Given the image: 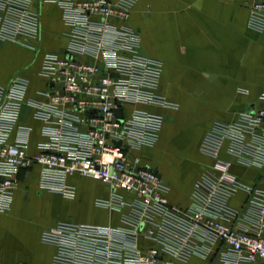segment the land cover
<instances>
[{
	"label": "built area",
	"instance_id": "obj_1",
	"mask_svg": "<svg viewBox=\"0 0 264 264\" xmlns=\"http://www.w3.org/2000/svg\"><path fill=\"white\" fill-rule=\"evenodd\" d=\"M244 1L250 26L262 30L264 1ZM135 2L0 0V45L38 48L36 4L59 5L69 27L64 52L44 55L41 99H27L22 74L0 84V211L10 208L19 172L37 165L40 187L69 198L76 194L69 176L101 181L109 196L97 205L120 215L115 225L60 221L45 230L43 241L56 248L51 264H264V185H243L218 158L182 209L170 203L159 170L135 153L156 142L163 124L142 106L167 104L156 91L161 62L141 51L139 33L125 24ZM27 104L43 122L33 152V127L21 122ZM205 140L217 152L227 140L241 163L264 169V105L217 124ZM242 188L245 199L231 204Z\"/></svg>",
	"mask_w": 264,
	"mask_h": 264
},
{
	"label": "crops",
	"instance_id": "obj_2",
	"mask_svg": "<svg viewBox=\"0 0 264 264\" xmlns=\"http://www.w3.org/2000/svg\"><path fill=\"white\" fill-rule=\"evenodd\" d=\"M34 6L42 23L38 48L1 44L24 55L15 71L0 77V84H7L16 74L26 76L30 81L27 99L42 98L47 89L41 73L44 55L49 51L62 54L69 30L59 5ZM250 13V3L244 0H136L125 23L139 33L141 51L161 62L156 91L167 103L142 106L160 115L163 124L156 142L135 153L159 170L169 201L182 209L189 206L202 176L215 172L216 160L203 152L208 132L264 103V28L250 26ZM21 122L33 127V152L43 122L33 117L29 104L24 106ZM217 156L230 162V170L243 185H264V169L241 163L229 151V141H223ZM67 182L76 190L72 198L42 189L37 165L19 172L11 209L0 211V264H51L56 248L43 241L45 230L60 221L102 224L98 215L70 212L68 206L117 213L97 205L98 198L109 196V188L101 181L71 175ZM246 196L242 188L230 202L240 205Z\"/></svg>",
	"mask_w": 264,
	"mask_h": 264
},
{
	"label": "rangeland",
	"instance_id": "obj_3",
	"mask_svg": "<svg viewBox=\"0 0 264 264\" xmlns=\"http://www.w3.org/2000/svg\"><path fill=\"white\" fill-rule=\"evenodd\" d=\"M48 40L49 39L46 38V41ZM22 55L24 54L20 50H16L15 52H10L3 45L0 46V77L1 78H4L13 71H15L16 66H18V62L22 60ZM5 63H8V66L2 70L1 68ZM1 64L3 65L1 66ZM204 145H205L203 146L204 154L206 156L213 157L214 161L217 160L218 159L217 151L207 146L206 144ZM231 200L233 201V198ZM238 200L239 198H237V200L235 199L234 201L237 203ZM174 205L180 207L178 204L177 205L174 204ZM10 209L11 208H9L8 210ZM68 209L70 212H75L77 214L79 212L87 211L90 213L92 217L98 215L99 221H101L102 224H116L119 222V215L117 213H111L103 210L94 209L90 206L88 208H84V206H80V205L75 207L68 206ZM189 264H202V263L200 261L191 260Z\"/></svg>",
	"mask_w": 264,
	"mask_h": 264
},
{
	"label": "water",
	"instance_id": "obj_4",
	"mask_svg": "<svg viewBox=\"0 0 264 264\" xmlns=\"http://www.w3.org/2000/svg\"><path fill=\"white\" fill-rule=\"evenodd\" d=\"M50 86H51V87H53V86H54V83H53V82H51V83H50ZM262 105H264V103H263ZM262 105H261V106H262ZM117 114H118V115H120V114H121V110H117ZM117 144H119V145H120V144H121V142L119 141V142H117ZM155 170L157 171L158 169H157V168H155Z\"/></svg>",
	"mask_w": 264,
	"mask_h": 264
}]
</instances>
